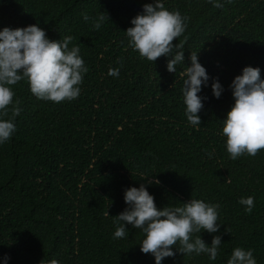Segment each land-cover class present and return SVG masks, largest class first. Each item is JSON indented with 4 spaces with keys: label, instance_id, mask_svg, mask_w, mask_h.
Masks as SVG:
<instances>
[{
    "label": "trees",
    "instance_id": "obj_1",
    "mask_svg": "<svg viewBox=\"0 0 264 264\" xmlns=\"http://www.w3.org/2000/svg\"><path fill=\"white\" fill-rule=\"evenodd\" d=\"M164 2L188 17L173 41L183 46L185 66L198 52L224 88L219 99L211 79L202 88L199 128L184 116L182 65L169 73L165 57L152 63L127 47L123 32L153 0H0V28L39 24L52 40L71 35L89 69L71 102L38 100L25 81L13 86L21 112L12 139L0 145V258L7 255L9 264H154L139 251V229L126 226L128 238L113 239L111 217L126 207L124 189L156 175L159 184L147 190L157 208L190 197L220 205L219 232L200 234L208 245L221 235L217 260L177 253L163 264H226L235 247L252 249L264 264V150L231 160L218 122L233 103L229 84L245 66L259 67L264 79V0H230L222 8ZM100 12L109 22L98 31L81 16ZM117 67L118 77L107 75ZM248 196L251 213L238 203Z\"/></svg>",
    "mask_w": 264,
    "mask_h": 264
},
{
    "label": "clouds",
    "instance_id": "obj_2",
    "mask_svg": "<svg viewBox=\"0 0 264 264\" xmlns=\"http://www.w3.org/2000/svg\"><path fill=\"white\" fill-rule=\"evenodd\" d=\"M215 8H222L230 0H205ZM93 30H100L108 16L100 12L95 17L81 14ZM188 17L178 10H169L164 0L142 5L141 11L130 20V27L123 33L127 47L141 59L150 62L160 57L167 59L166 70L180 72L184 116L187 124L199 128L201 112L207 97L199 95L202 88L209 87L211 95L219 99L224 88L218 78H210L205 67L198 62V52L190 53L189 66H185L183 46L173 44L187 28ZM71 35L50 39L39 24L25 27L0 28V145L9 142L16 132L15 118L20 115L19 101L15 100L13 86L21 81L28 84L30 93L38 100L61 103L71 102L81 94V84L89 71L81 55L79 43H73ZM120 69L109 68L107 75L118 77ZM233 103L225 113L219 135L231 160L241 156H255L264 150V79L259 67L245 66L229 84ZM9 113L11 116L9 117ZM8 117V118H6ZM209 157L211 153L208 154ZM157 176V175H156ZM156 176L141 181L138 187L123 190L124 210L113 218L116 225L113 239H127L131 229H139L142 239L139 251L150 254L154 264H163L166 258L177 253L183 256L206 255L208 260H217L222 246L221 235H212L210 245L201 238L219 232L220 205L201 199L189 198L179 206L157 208L155 198L147 190L150 184H159ZM238 203L246 213L255 206L254 197H241ZM108 216V213L106 212ZM10 257L0 258V264H9ZM46 264H61L51 259ZM226 264H257L252 249L235 247Z\"/></svg>",
    "mask_w": 264,
    "mask_h": 264
}]
</instances>
